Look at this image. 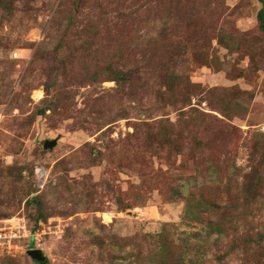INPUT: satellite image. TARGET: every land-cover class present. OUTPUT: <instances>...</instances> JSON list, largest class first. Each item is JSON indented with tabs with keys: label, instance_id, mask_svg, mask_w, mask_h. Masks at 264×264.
<instances>
[{
	"label": "rangeland",
	"instance_id": "374dc122",
	"mask_svg": "<svg viewBox=\"0 0 264 264\" xmlns=\"http://www.w3.org/2000/svg\"><path fill=\"white\" fill-rule=\"evenodd\" d=\"M1 221L0 264H264V0H0Z\"/></svg>",
	"mask_w": 264,
	"mask_h": 264
},
{
	"label": "built area",
	"instance_id": "2783aa9c",
	"mask_svg": "<svg viewBox=\"0 0 264 264\" xmlns=\"http://www.w3.org/2000/svg\"><path fill=\"white\" fill-rule=\"evenodd\" d=\"M23 224H8L7 222L0 223V250L6 251L7 255H12V251L17 248V239L26 235Z\"/></svg>",
	"mask_w": 264,
	"mask_h": 264
},
{
	"label": "water",
	"instance_id": "95a60500",
	"mask_svg": "<svg viewBox=\"0 0 264 264\" xmlns=\"http://www.w3.org/2000/svg\"><path fill=\"white\" fill-rule=\"evenodd\" d=\"M26 253L33 259L42 261L43 257L37 249H28Z\"/></svg>",
	"mask_w": 264,
	"mask_h": 264
}]
</instances>
